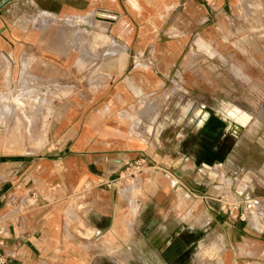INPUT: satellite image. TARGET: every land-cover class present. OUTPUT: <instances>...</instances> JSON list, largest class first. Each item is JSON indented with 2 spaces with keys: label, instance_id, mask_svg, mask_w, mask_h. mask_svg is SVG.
<instances>
[{
  "label": "crops",
  "instance_id": "crops-1",
  "mask_svg": "<svg viewBox=\"0 0 264 264\" xmlns=\"http://www.w3.org/2000/svg\"><path fill=\"white\" fill-rule=\"evenodd\" d=\"M103 22L105 34L98 31ZM263 29L264 0H14L1 7L0 101L18 85L23 59L36 77L60 72L66 92L50 111L40 148L0 141L6 264H63L69 230L95 240L116 225L148 248L169 228L193 234L195 247L212 235L221 254L213 264H264V128L250 131L248 143L246 132L237 133L231 144L222 121L202 105L186 115L198 121L185 131L181 110L168 118L142 97L179 62L189 70L193 56L213 55L217 44L224 55L232 39L256 38ZM77 31L110 45L90 47L94 61L82 64L70 45ZM233 70L264 86V67L245 57ZM77 71L94 73L77 78ZM227 113L241 128L252 120L235 106ZM140 156L150 173L134 202L140 182L135 192L105 183ZM229 182L238 184L239 207L227 214L214 195H226ZM181 199L189 205L183 212ZM248 199L260 215L252 209L250 219H240Z\"/></svg>",
  "mask_w": 264,
  "mask_h": 264
},
{
  "label": "rangeland",
  "instance_id": "rangeland-1",
  "mask_svg": "<svg viewBox=\"0 0 264 264\" xmlns=\"http://www.w3.org/2000/svg\"><path fill=\"white\" fill-rule=\"evenodd\" d=\"M106 26L107 24L103 22L98 31L105 34ZM87 34L83 35L77 31L71 37L70 45L80 52L75 56V61L82 64L94 61V56L87 53L90 47L110 45L108 39L95 40L94 34L90 36ZM230 42L229 49L224 55L222 46L217 44L213 55L198 54L193 56L190 60L192 65L189 70H181L179 62L174 70L160 77L162 84L159 88L142 97L146 102H149V105L155 107L156 111H160V115L163 114L162 109H165L168 118H172L175 113L181 110L182 123L188 121L184 126L185 131H189L188 128L192 126L191 124L198 121L196 118L189 119L186 115L193 108L202 105L205 110L213 113L222 121L223 124L220 125V128L223 129L231 144L233 141L237 142V133L246 132L245 143L252 141L254 137L249 135L250 131L264 128V86L254 85L252 76L248 77L249 72H237L233 68L239 64L240 56L264 67V29L256 38L245 40L235 38ZM149 58L150 62H153V56H149ZM23 61L21 62L18 85L8 87L5 90L7 92L6 102L0 101V141H6L12 146L16 142L21 148H40L46 136L50 111L56 101L60 100L66 92L63 93L61 87H58L61 83L60 72H55L53 79L36 77L28 69L29 61L24 59ZM23 65H25L24 68ZM93 73L77 71L75 77L91 79ZM262 74L264 77V71ZM14 98L22 101L23 105H16L13 102ZM234 106L248 113L252 119L246 126L242 125L244 126L242 128L237 124L236 117L227 113V109ZM149 173L150 171L145 167L119 188L123 189L131 185L135 187L136 185L133 183L140 182V188L138 187L135 193V197H137H134V202H136L141 199L143 194L141 185L149 177ZM232 173L230 175L237 178V171ZM225 191L226 195L222 191H217L214 199L220 208L222 203H225L224 210L230 214L231 210L237 211L236 208L234 209V205L237 203L234 199L238 191L237 182L227 183L223 192ZM174 194L176 197L180 196L179 192ZM181 202L180 212H183V208H188L189 205L187 200L181 199ZM252 203L254 205V201ZM253 212L258 216L260 213L264 215V210L257 213L255 205ZM252 216L256 218L255 215ZM180 219L185 220L182 215ZM130 233L131 230H124L123 225H116L114 231L107 236H103V238L98 236L95 240H91L87 234L84 235L79 230L72 228L65 237L68 241L61 254L64 256L63 264H160L148 247L136 245L137 243L133 240L129 241ZM202 252H207L205 254L211 256L212 260L199 263L197 260ZM220 256L219 249L215 246L214 236L211 235L208 239L204 238L194 248L190 264H213Z\"/></svg>",
  "mask_w": 264,
  "mask_h": 264
},
{
  "label": "flooded vegetation",
  "instance_id": "flooded-vegetation-1",
  "mask_svg": "<svg viewBox=\"0 0 264 264\" xmlns=\"http://www.w3.org/2000/svg\"><path fill=\"white\" fill-rule=\"evenodd\" d=\"M143 229L141 234H143ZM152 243L149 250L160 264H190L192 251L195 248L193 234L182 228H169L161 231ZM148 244V241H145Z\"/></svg>",
  "mask_w": 264,
  "mask_h": 264
},
{
  "label": "built area",
  "instance_id": "built-area-1",
  "mask_svg": "<svg viewBox=\"0 0 264 264\" xmlns=\"http://www.w3.org/2000/svg\"><path fill=\"white\" fill-rule=\"evenodd\" d=\"M146 166L145 157L140 156L132 162H125L124 168L121 172H119L118 176L115 179L107 181L105 185L107 187H119L124 185L129 179H131L136 173L141 172ZM225 203H222L221 210L227 212L225 209ZM239 207V203L237 202L234 205V209ZM254 205L251 199L245 200L242 202V211L239 215L240 219L251 218V210ZM0 264H6V260L3 257H0Z\"/></svg>",
  "mask_w": 264,
  "mask_h": 264
},
{
  "label": "bare ground",
  "instance_id": "bare-ground-1",
  "mask_svg": "<svg viewBox=\"0 0 264 264\" xmlns=\"http://www.w3.org/2000/svg\"><path fill=\"white\" fill-rule=\"evenodd\" d=\"M129 191H136V188L135 187H132V188H129ZM252 211V210H251ZM263 219H264V217H263ZM154 243V242H153ZM203 250V249H202ZM206 250V249H205ZM205 253H207V252H205ZM205 253H201L200 254V256L198 257V262L199 263H205V262H209L210 260H212V257L211 256H209V255H207V254H205Z\"/></svg>",
  "mask_w": 264,
  "mask_h": 264
},
{
  "label": "water",
  "instance_id": "water-1",
  "mask_svg": "<svg viewBox=\"0 0 264 264\" xmlns=\"http://www.w3.org/2000/svg\"><path fill=\"white\" fill-rule=\"evenodd\" d=\"M14 1V0H2V2L0 3V8L3 7L4 5H6L7 3Z\"/></svg>",
  "mask_w": 264,
  "mask_h": 264
}]
</instances>
